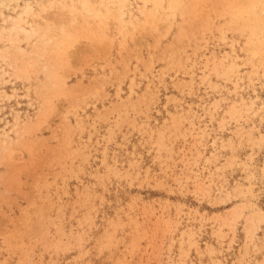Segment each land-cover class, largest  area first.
<instances>
[{
	"label": "rangeland",
	"instance_id": "rangeland-1",
	"mask_svg": "<svg viewBox=\"0 0 264 264\" xmlns=\"http://www.w3.org/2000/svg\"><path fill=\"white\" fill-rule=\"evenodd\" d=\"M0 264H264V0H0Z\"/></svg>",
	"mask_w": 264,
	"mask_h": 264
},
{
	"label": "bare ground",
	"instance_id": "bare-ground-1",
	"mask_svg": "<svg viewBox=\"0 0 264 264\" xmlns=\"http://www.w3.org/2000/svg\"><path fill=\"white\" fill-rule=\"evenodd\" d=\"M103 4H104V3H103ZM81 5H82V8H83L84 10H86V8H87L86 5H87V4L85 5L84 1H83V4H81ZM82 8H81V9H82ZM28 9H29V7H28V6H25L24 9H23V12H24V13H27ZM121 9H122V7H121ZM88 10H89V9H88ZM119 15H120V14H119ZM122 16H124V15H123V11L121 12V17H120V18H122ZM15 19H16V20H15ZM15 19H14V24H13V26H12V28H11L10 31H13V32H14L15 30H17V31L20 32V33L23 32V33L25 34V37H26V35H29V34H30V33H28L29 31L24 30L25 28H23L22 26H20V22H21L20 20H22V18H21V13H20L19 16H18V19H17L16 17H15ZM124 21H125V20H124ZM21 23H22V22H21ZM31 32L34 33L35 31H31ZM6 34H7V33H6ZM14 34L17 36L18 33H15V32H14ZM10 36H11V33H10ZM10 36H9V38H10ZM29 36H30V35H29ZM1 37H2V36H1ZM6 37H7V36H6ZM6 37H5V38H6ZM9 38H8V39H9ZM16 38H17V37H16ZM14 39H15V38H14ZM12 40H13V38H12ZM16 41H17V40H16ZM10 42H11V41H10ZM13 42H14V41H13ZM13 42H11V43H13Z\"/></svg>",
	"mask_w": 264,
	"mask_h": 264
}]
</instances>
